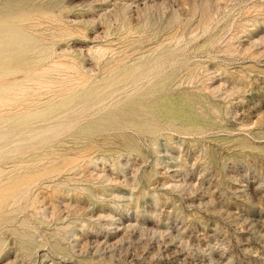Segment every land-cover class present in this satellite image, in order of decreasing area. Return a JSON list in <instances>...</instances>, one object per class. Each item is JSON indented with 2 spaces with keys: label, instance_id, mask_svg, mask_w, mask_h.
<instances>
[{
  "label": "rangeland",
  "instance_id": "obj_1",
  "mask_svg": "<svg viewBox=\"0 0 264 264\" xmlns=\"http://www.w3.org/2000/svg\"><path fill=\"white\" fill-rule=\"evenodd\" d=\"M0 8V264H264V0Z\"/></svg>",
  "mask_w": 264,
  "mask_h": 264
},
{
  "label": "bare ground",
  "instance_id": "obj_2",
  "mask_svg": "<svg viewBox=\"0 0 264 264\" xmlns=\"http://www.w3.org/2000/svg\"><path fill=\"white\" fill-rule=\"evenodd\" d=\"M3 2L7 5V8L9 7L12 8L13 4L15 5V2H17L18 4H23L24 0H0V3H3Z\"/></svg>",
  "mask_w": 264,
  "mask_h": 264
}]
</instances>
